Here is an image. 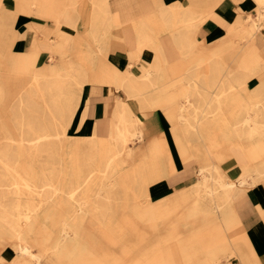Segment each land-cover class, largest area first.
Returning <instances> with one entry per match:
<instances>
[{
  "label": "bare ground",
  "instance_id": "1",
  "mask_svg": "<svg viewBox=\"0 0 264 264\" xmlns=\"http://www.w3.org/2000/svg\"><path fill=\"white\" fill-rule=\"evenodd\" d=\"M95 2L98 6L93 8L96 14L91 29L101 48L111 18L106 17L108 0ZM62 4V0H18L17 12H35L56 20L58 24L51 30L55 37L35 25L32 29L40 30V36L34 35L28 54L12 52L13 38L5 37L8 43L0 47V54L8 59L11 68L24 74L18 75L17 71L13 88L9 86L14 91L20 86L22 89L16 91L18 98L9 107L10 126L3 131L0 128V248H12V256L0 253V264H52L61 257L69 261L67 264H112L100 257L107 252L100 251L98 246L102 239L108 238L111 216L120 205H126L139 218L150 220L154 228L160 219L177 220L183 214L186 224L194 219L203 225L220 217L225 228L234 226L237 222L232 200L238 190L264 182V82L257 90L245 91L248 78L257 74L253 69L264 63L263 54L253 43L255 30L264 28V21L253 23L240 33L245 44L237 68L243 71L225 70L233 57L225 58L219 43H209L208 56L182 78L184 84L178 92L181 101L168 111L164 109L171 98L161 93V84L167 77L163 51L154 40L146 38L140 43L135 59L141 58L145 50L150 51L148 66L125 71L123 76L117 69L114 76L110 74L117 81L115 89H122L127 100L116 98L110 117L97 122L92 134L82 140L68 129L86 84L85 70L76 67L72 60L63 62L62 56L49 64L37 65L42 51L40 42H50L54 55L67 41L63 23L75 25L73 8H64ZM256 5L260 20H264V0H256ZM152 22L151 25L157 24ZM171 24L168 16L158 23L166 27ZM7 27L0 24V31L6 32ZM184 35L178 38L180 45L197 54L201 50L198 41ZM83 60L91 64L95 56H83ZM203 65L208 70L203 72ZM104 72L100 71L99 79H106L108 74ZM9 88L0 80V103L13 93ZM155 109H162L171 122V137L181 159L188 163L199 160L196 169L199 177L192 186L175 193L172 201L167 198L143 205L138 200L117 206L115 199L119 196L134 200L149 196L150 180L156 177L149 180L146 165L158 166L159 177L175 171L168 137L164 133L147 136L145 133L144 118ZM229 158H236L241 167L237 180H231L221 166ZM226 210L230 213L224 218L221 214ZM49 220L53 222L54 233H47ZM202 225L197 227L201 229ZM191 232L190 229L189 236L184 238L171 232L167 239H174L182 247L190 245ZM220 232L217 225L201 236L206 241V257L198 264H221L217 257L219 250L214 247L224 238ZM50 238L54 240L51 245L47 243ZM239 240L227 256L233 253L241 264H247L248 253L243 248L248 239L243 232ZM34 247L39 251L35 252ZM182 249L178 247L172 254ZM124 253L135 254L125 264L162 262L142 256L139 250ZM180 262L190 264L189 259L177 260L176 264Z\"/></svg>",
  "mask_w": 264,
  "mask_h": 264
},
{
  "label": "crops",
  "instance_id": "2",
  "mask_svg": "<svg viewBox=\"0 0 264 264\" xmlns=\"http://www.w3.org/2000/svg\"><path fill=\"white\" fill-rule=\"evenodd\" d=\"M95 1L62 0L63 4L61 5L64 8H73L75 25L71 27L65 22L63 23L62 31L67 41L64 47L58 49L56 56L60 60L62 54L74 55V61L69 58L67 60H72L76 67L85 70L87 76L78 109L70 125L73 126V134L76 135L92 134L97 122L110 117L109 112L116 98L127 100L122 89H115L117 81L113 77L106 75V79L102 80L99 79L98 72L117 69L119 75L123 76L125 71H138L147 67L148 61L152 57L150 51L145 50L141 58L135 59L140 43H144L146 38L154 40L155 45L157 47L159 45L163 51V60L165 61L163 69L167 77L161 84V93L163 96L171 98V103L166 105L164 109V111H168L173 108L174 104L176 105L181 101L178 92L184 84L182 78L187 70L200 63L199 61L204 59L206 55L208 56L209 51L206 46L209 43H219V48L223 50L224 57L229 58V55L233 57V62L229 63L230 67L225 70L231 69L235 73L241 72L244 69L237 68V60L242 54L241 49L245 40L240 39V33L251 24H257L258 20L263 24V19L252 20L248 18L246 21L245 15H243L251 13L257 8L256 0H108L105 4L108 11L106 17L111 18V25L107 28L106 36L102 37L104 46L100 48L95 40L96 34L91 29V22L93 23L95 20L96 14V9L93 10V8L98 6ZM17 2L18 0H0V24L9 26L6 32L0 31V47L8 43L5 37L9 40L13 38L12 52L28 54L34 35L40 33V30L34 31L32 28L35 25L39 26V28H43L44 33L46 32L50 37H53V34L50 35V33L57 21L47 16H39L35 12H17ZM167 16L172 23L171 27L158 25ZM152 21L157 22V24L151 25ZM173 21H175L174 25ZM51 24L53 25L51 26ZM259 31L260 29L255 30L253 43L264 56V37L259 35ZM184 34L190 35L193 41H198L197 45L201 50L197 54L196 51L189 52V49L183 48L178 42V38ZM50 45L48 41L40 42L42 51H48L51 56L50 49L52 47ZM231 50H233L232 53ZM98 55L101 57L98 58ZM83 56H95V61L88 64L83 60ZM105 56L108 58L103 62L102 57ZM64 58L63 62L68 63V61H64ZM201 69L203 72L208 70L204 65ZM253 70L257 74L248 78L245 83V91L251 92V90H257L263 86L264 63ZM247 95L243 97L246 98ZM86 107H88V114L81 122ZM134 109L139 113L137 108ZM144 120L146 122V136L164 133L171 144L174 158L175 171L160 177L161 170L158 166L146 165L149 180L156 177L150 180L149 185V198L153 203H156L173 196L180 190L189 188L199 176L196 174L197 163L194 160L190 163L183 161L176 150L175 141L171 137L172 125L163 110L155 109ZM238 165L236 158H229L221 164L231 180H237L240 176L241 167ZM232 207L234 209L233 216L237 223L234 226L231 225L227 230V242L230 244L237 243L240 241V235L243 232L260 264H264V182L260 181L241 187L232 200ZM126 213L130 214V212ZM229 213L226 210L221 215L227 218ZM140 224L142 225L141 221H139ZM162 226L163 224L158 223V228ZM144 227L147 226L144 225ZM187 246L190 245L187 244ZM8 251V249L2 250V255L6 256ZM237 260L238 263L236 264H240L238 257ZM221 263L225 264V260Z\"/></svg>",
  "mask_w": 264,
  "mask_h": 264
},
{
  "label": "rangeland",
  "instance_id": "3",
  "mask_svg": "<svg viewBox=\"0 0 264 264\" xmlns=\"http://www.w3.org/2000/svg\"><path fill=\"white\" fill-rule=\"evenodd\" d=\"M246 21L249 19L252 20H257L260 19V13L256 10H253L251 13H245ZM248 16V17H247ZM264 21V20H262ZM258 23L260 21L258 20ZM53 24H51L52 26ZM261 31V32H260ZM259 31V35L264 37V28H261ZM53 34V37H55V34L53 32L50 33V35ZM57 53L54 55L48 53V51H40L39 56L37 59V65H41L45 62L51 63L52 60L57 59ZM62 57L64 58V61H69L67 60L72 59L74 61V55L72 54H62ZM101 55H98V58H100ZM108 57H102V61L104 62L105 59ZM140 62V61H139ZM138 62V64H139ZM137 64V66H138ZM136 66V64H133ZM18 71V75H24L22 74L21 70L15 69L13 70L10 66V63L8 62V59L2 54H0V80L1 83L4 84L9 88L11 86L13 88L14 82L16 81V72ZM115 71H105L103 74H108L110 76L115 75ZM98 74H101L98 72ZM11 89V88H9ZM22 88L21 86L19 88H16L15 91L14 89L12 90L13 93L10 92V95L8 96L6 101H3L0 103V128L3 130L8 129L10 126V113H9V107L14 103V100L18 98V94H16V91H20ZM68 132L70 134L74 133L73 126H70L68 129ZM76 137H80L82 140L86 138V135H76ZM83 146V145H82ZM210 152L213 155V158H215V154L213 153L212 150ZM212 160V159H211ZM199 160H196L195 162L197 163V166L200 164L198 162ZM177 195V194H175ZM170 200L172 201L174 197H169ZM168 198V199H169ZM140 201L143 205L144 204H152L153 201L149 198V196L145 199L144 196L139 197L137 200L134 199H128V198H121L120 196L115 199L116 205L121 204L122 202L130 203L135 202V201ZM161 202V201H159ZM159 202H156L154 204H157ZM119 206V205H117ZM115 213L111 216L109 227L110 229L108 230V238L107 239H102L100 242L99 250L100 251H106V255H101L100 257L102 259L107 258L112 264H125L128 262V259L132 258L133 255H129L124 253V250H129V251H141L142 256L144 255L147 258H155V259H160L162 260L161 263L159 264H176L177 260H183L186 259L190 261V264H198L200 261L206 257V241L205 239H202L201 236L204 235L206 232H209L211 228L214 226H219L220 227V233L223 235L224 238L223 240L215 244L214 247L219 250L217 253V257L219 262L221 263L223 260H225V264H236L238 263L237 257L235 255H230L229 257L227 255L231 254V249L236 246V243H228L227 242V230L229 229L228 227L225 228V225L222 223L220 217L215 220V221H207V223H203V225L200 223L201 221L198 220H191V223L186 224V215H182L181 218H177V220H167L165 221L163 219H160L157 221L156 227L154 228L151 225L150 220H143L139 218L138 214L134 213L131 209H129L126 205L123 207L120 205L119 207H116ZM130 212V214L126 213ZM80 215V214H79ZM175 215V214H174ZM72 216V215H71ZM83 216V215H81ZM172 217H175L171 215ZM176 219V218H174ZM139 221H141L142 225H139ZM50 225H47L49 227V230L47 233L52 232L54 233V226L51 225L52 220L48 221ZM86 222H89V219H86ZM146 223V224H145ZM158 223L163 224L162 227L158 228ZM147 226V227H144ZM200 225L203 227L200 229ZM199 226V227H197ZM89 227V224L87 223V228ZM230 227V226H229ZM190 229L192 230L191 232V244L190 246H180L177 244V241L173 240H168V235L171 232H174L176 234H181L183 238L186 236L188 237ZM38 232L41 234V230H38ZM193 233V235H192ZM47 240V243L51 245L54 240ZM189 244V243H188ZM227 244V245H226ZM145 247V251H144ZM178 247L183 248L181 252H178L176 254H172L174 250H176ZM243 247V245H242ZM8 249V253L6 256L11 255L10 251L12 248L10 246H7L5 248H0V253L2 254V250ZM247 253H248V262L247 264H260L259 260L253 253L249 243L245 241L244 243V248H243ZM188 250H191L188 254L186 253ZM34 251L38 252V248L34 247ZM150 255V256H149ZM12 256V255H11ZM10 256V257H11ZM236 257V258H235ZM240 258V257H239ZM245 258V257H244ZM10 259V258H9ZM236 259V260H235ZM69 261L65 260L63 257H61L58 261L53 262L52 264H67ZM181 264H185V262H180ZM157 264V263H156ZM222 264V263H221ZM241 264V262H240Z\"/></svg>",
  "mask_w": 264,
  "mask_h": 264
}]
</instances>
